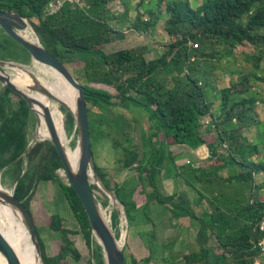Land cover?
Segmentation results:
<instances>
[{
  "label": "trees",
  "instance_id": "16d2710c",
  "mask_svg": "<svg viewBox=\"0 0 264 264\" xmlns=\"http://www.w3.org/2000/svg\"><path fill=\"white\" fill-rule=\"evenodd\" d=\"M50 1L0 0V9L15 11L28 18L42 44L63 62L68 64L74 60H81L84 65L74 69V74L85 87L91 129L92 123L93 130L96 124L106 123L102 114L98 113L104 105L121 106L126 110L132 106H140L149 113V118L154 121L157 132L162 135L163 140L167 141L155 148L152 145L153 135H150L149 139L144 135L142 154L136 148L117 146L121 152L116 161V170L134 166L140 183L145 187L144 191L150 188L160 193V161H163L165 157L163 148L168 147L170 141L173 144L188 145L192 150L206 145L209 148L207 159L212 162L219 155V144L226 143L228 148H232L235 144L234 150L238 156L233 154L232 148L229 152L230 159L251 167L252 174L264 168L263 164L249 162L248 159L253 152L258 151L257 144H241V139L244 138L241 130L250 124L257 123L253 116L257 114L254 105L257 100L250 95L230 101L233 89H235L234 95H242L246 92L251 76L245 75L240 83L221 90L223 112L216 114L213 112L214 102L208 92L211 82H202L188 71L191 59L206 56L207 48L215 43L226 42L232 47L245 41L254 44L264 43V33L258 32L264 29V0H203L196 7L189 0H156V6L144 12L148 15L147 18L141 17L143 13L138 10L144 0H140L136 5L137 17H125L128 8L124 7L123 17H112L117 19L118 23L129 21V27L143 33L148 32L150 26L161 21L163 28L172 37L168 50L160 57L151 60H146L141 52H137L138 49L132 47L110 53L103 49L104 44L124 36L121 26L118 25L120 28H117L109 20L111 17H107L109 12L107 5L113 0H81V5L67 0L57 13L49 15L46 14L45 7ZM122 1L126 2V0ZM261 50L263 53V48ZM0 58L31 63L29 52L1 27ZM255 59V65L258 66L262 55L255 56ZM163 71L176 72L167 79L166 75L162 76ZM96 84H102L104 87ZM113 89L116 93L112 91ZM11 94L18 97L17 101L16 99L14 101ZM89 104L93 105V109ZM61 108L66 115V131L69 135H73L74 143H76L77 129L74 116L64 107ZM234 110L238 112L234 113ZM33 115L34 113L21 95L9 87H0V169L14 180L15 196L26 204L34 217L44 262L45 264H68L69 253L76 251L69 237V234L74 231L65 226L63 216L53 213L50 216L48 228L61 237L62 243L59 245L57 254L49 255L32 210L31 202L41 183L56 179L81 226L87 244L92 248V258L88 264H105L102 247L92 233L81 199L73 186L66 183L57 172L64 166L56 147L50 140L30 144L29 127ZM206 115H212L213 118L210 121L211 124L204 128L205 124L202 120ZM236 116L241 120L239 126L233 122ZM111 134V132L108 133L110 136ZM91 135L93 137L92 130ZM244 139L247 140V138ZM167 152L169 159H173V153L170 150ZM224 158L226 160L227 156ZM95 165L101 182L108 189L114 190L120 202L125 205L128 219L132 217L134 220L135 212L139 207L136 202L125 200V195L129 192L119 183L112 184L109 175L97 163ZM63 170L65 169H61L62 173H64ZM205 173L209 174L208 171ZM94 186L92 184L93 189ZM158 193L156 198L159 202L170 201L174 204V209L178 208L173 197L166 198ZM101 201L102 205H107V200L101 199ZM246 209L247 213L254 216L253 225L250 228L245 225L242 234L239 230L231 231L230 228L238 217L228 220L226 227L230 232L222 234L219 225L221 224L220 227L224 228L223 223L217 219L215 225L214 221H211V226L218 230L220 248L224 251L217 255L216 261L210 264H236L233 261L236 257L244 258L243 264H251L259 255L256 243L260 233L258 231L256 233L254 227L257 228L260 218L264 215V201H259L257 206L256 203L250 204ZM231 212L233 215L234 212ZM213 213L224 214L225 212L216 207ZM118 225L119 216L117 211H114L112 226L119 237ZM244 251L246 252L243 253ZM227 252H232V256L229 257ZM17 253L25 259L23 251H17ZM125 258L126 263L130 264L128 258L126 256ZM198 258L201 260L202 255L194 253L187 256L188 262L197 261ZM131 262L148 264L150 260L142 258L139 261L132 258Z\"/></svg>",
  "mask_w": 264,
  "mask_h": 264
},
{
  "label": "rangeland",
  "instance_id": "374dc122",
  "mask_svg": "<svg viewBox=\"0 0 264 264\" xmlns=\"http://www.w3.org/2000/svg\"><path fill=\"white\" fill-rule=\"evenodd\" d=\"M189 1L193 6L196 7L200 5L203 0ZM139 2L140 0H126V2L122 0H113L108 3L107 8L109 9V12L107 13V17H111L109 20L117 28L121 26L124 36L121 39H116L115 41L104 44L103 49L106 52L110 53L120 49L132 47L138 49L137 52H141L145 56L146 60H151L153 58L160 57L165 51L168 50V46L172 41V37L167 32V30L163 28L161 21H159V23L156 25L150 26L148 32L142 33L137 32L133 28L129 27V21H125V23L120 24L118 23L117 19L112 18L118 16L123 17L122 15L125 14L124 7L128 8V13L125 14V17H137L139 10L140 13H143V15L140 16L147 18L148 15L144 14V12L146 9H150L152 6H156V0H144L143 5L137 10L136 5ZM29 27L33 29L31 23ZM258 32L264 33V29L258 30ZM262 48L264 50L263 42L254 44L252 42L245 41L242 44H237L235 47H232L226 42L215 43L213 46L207 48L208 54H206V56H197L191 59L189 62L190 65L188 71L194 76L198 77L202 82H211V86L208 87V92L209 97L214 102L213 112L216 114H221L223 112L221 110V105L223 102L221 90L231 88V86L234 84L240 83L245 75L251 76L248 82L249 88L246 90V92L242 95H234L233 93H235V89H233L231 91L230 101L233 102L235 100L241 99L242 97H248L250 95H253L257 100L254 103L257 114L253 115L257 123L250 124L241 130L243 137L247 138V140L242 138L241 144H257L258 151L253 152L251 156L248 157V159L249 162L254 161L264 165V52L262 53ZM258 55H262V59L259 62V65L256 66L255 56ZM64 63L74 76V69L84 65L81 63V60H74L68 64L66 62ZM25 64L28 65L26 67H28L30 71L34 72L33 61H31V63ZM6 70L9 71V68H6ZM175 72L176 71L173 73H166L163 71L162 76L166 75L168 77L167 79H170L172 74ZM36 74L38 75V71H36ZM96 85L99 87H104L102 84ZM0 87H3V84H1ZM112 91L115 92L114 89ZM11 95L13 96L14 101L15 99L17 101L18 97L14 94ZM46 100H49L47 95ZM89 105L93 109V105ZM96 111L98 110L96 109ZM126 111L127 110L121 106L104 105L98 113L102 114V117H104L106 121L105 125L96 124L95 129L93 130L92 123L91 130L93 132V155L95 163H97L98 166H100L102 162H105V160L106 162L104 166H108L110 163L114 162V160L117 158L116 155L119 150V148H116L117 146L124 145L125 147L136 148L141 151L143 149V135L148 136V139L150 135H153L152 145L155 148H158L163 142L167 143L166 140L162 139V135L157 132L154 121L149 118V113L143 108L140 106H132L127 112ZM237 112L238 110H234V113ZM61 115L63 117L66 116L62 108ZM212 118V115H206L203 118L202 122L205 124L204 128L211 124L210 121ZM233 122L239 126L241 120L238 116H236L233 118ZM38 125L39 118L36 115H33L29 127V141L31 145L37 140ZM109 132L112 134L109 139H106L107 133ZM64 135L66 136L65 138L67 145L72 149L77 148V141L74 143L73 135H69L67 131L64 132ZM113 137L115 138L114 140ZM115 141L116 143H114ZM170 143H168V147L165 146V148H163L165 157L163 161H160V166L162 163L163 165L164 163L169 164V168L165 167L168 174L171 172L173 167L176 170L178 167L176 161L177 159L181 160L182 158L177 157L178 154L175 150V144L173 145V142L171 141ZM232 148L233 154L238 156V153L234 150L235 144L232 145ZM232 148H228L226 143L219 144L218 157L213 162H211V167L206 166V168L209 170V174L206 175L205 170L201 171L200 176L202 177V181H195L194 185L198 188V190L201 191L203 190V182L207 185H210L211 189L216 194L213 198V200L215 199L216 201H212V206L214 205L225 211L228 209L233 212H237L235 213L236 215L242 216L245 214V211L247 210L246 208H248V206L251 204V200L256 201L258 199V194L260 195L264 193V168L252 174L250 172L251 167L241 164L239 161L235 162L233 159L229 158V152H231L230 149ZM198 149L199 150L195 153H199L201 157H207L209 155V150L205 147V145L200 146ZM168 150L173 153V159H169L167 152ZM154 154L156 155V152ZM224 156H227L226 160ZM61 169L64 168H59L57 170L58 174L66 183L69 184L65 171L63 170L64 173H62ZM96 174L97 173H94V192L101 202V206L106 217L109 219L111 215L110 223L112 225V213L117 211L119 216V236L123 235L124 230L126 231V236L124 239V252L126 257L128 258L130 264H133L131 262L132 258L137 257L136 259L141 261L142 257L140 256L145 252V247L143 245H139L137 247V254V252L132 249L133 244L130 245L129 242L135 232V226L140 224L142 220L144 222V220H147V218L150 217L152 221H157L156 225H158L159 220H162L161 213L157 212V209L161 207L160 203L156 200L154 203L151 202L149 205L147 204L143 208H137L135 212V220H133L132 217L128 219L125 205H123L119 198L115 196L114 190H109L105 187ZM111 181L112 184L115 182L113 179ZM0 182L4 188L8 189L9 191H14V180L9 175H6L4 170L1 169ZM124 188L127 192H129V188L131 187L129 184H126ZM159 190L160 193L153 189L148 191L145 190L147 197L152 196L151 198H148L149 201H151L153 197H157V193L163 196L161 189ZM131 194L132 192L126 193V201H131ZM143 194V191L140 192L139 195L141 196L139 197L143 198ZM101 199L107 200V205H102ZM136 199L138 198L136 197L135 200ZM31 203L36 222L41 229V235L46 244L47 253L49 255L57 254L59 252V245L62 243L61 237L48 228L51 214L59 213L64 218L65 226L74 231V233L69 234V237L73 242L76 251H71L69 253L67 263L88 264L92 258V248L87 244L85 235L81 230V226L73 214V211L58 181L54 179L46 183H41V186ZM128 208H130L129 205ZM130 212L133 214L131 210ZM220 225L219 230L222 229ZM9 241L12 243L16 251H23L21 245L15 239L9 237ZM134 252L136 257L132 255ZM158 263H160V261L152 264ZM193 263L196 264L197 261L189 262V264ZM184 264L188 263L184 262Z\"/></svg>",
  "mask_w": 264,
  "mask_h": 264
},
{
  "label": "crops",
  "instance_id": "0c3cea01",
  "mask_svg": "<svg viewBox=\"0 0 264 264\" xmlns=\"http://www.w3.org/2000/svg\"><path fill=\"white\" fill-rule=\"evenodd\" d=\"M106 137V139H109L110 135L107 133ZM143 143L144 135L142 136V146L144 147ZM175 147L178 154L177 157L182 158L181 160L177 159L176 164L178 167L176 170L173 167L175 171L172 169L169 174L165 169V167L169 168V164L164 163L163 165L162 163L159 186L163 197H173L174 202L178 204L177 209H174V204L170 203V201L162 203L156 197H153L149 201L144 191L145 187L140 183L137 169L134 166L124 170H116V161L121 151L118 150L117 158L108 165L109 167L104 166L106 160L101 163L100 167L116 183L123 185V187L126 184L130 185L129 192H132L131 200L136 202L139 208H143L147 203L148 205L151 202L154 203L156 200L160 203L161 207L157 209V212L161 213L162 220H159L158 225H156L157 221H152L150 217L144 220V222L142 220L140 224L135 226V232L129 242L130 245L133 244L132 249L137 254V247L139 245L145 247V252L140 257L148 258L150 260L148 264L159 261L160 263L158 264H184V262L189 264L187 256L197 253L202 255V258L201 260L198 258L196 264H210L216 261L217 255H220L224 251L223 248H220L217 236L218 230L216 227L211 226V221H214L215 225V220L217 219L221 221L220 223H223L224 228L220 232L222 234L230 232L229 228L226 227L228 220L231 221L234 217H238L239 219L237 218L235 224L230 226V228L231 231L239 230L242 234L245 225H248L249 228L253 225L252 220L254 216L246 211L242 215L243 217L236 215L235 212L232 215L231 210L228 209L227 211L223 210L224 214H214L213 211L216 206H212V201L215 200H213L216 195L215 192H213L210 185L204 182L202 183L203 192L198 190L194 185L195 181H202V177L200 176L201 171L198 170L203 169L209 173L206 166L211 167L212 161H209L207 157H201L199 153L196 154L195 152L199 150L198 148L192 150L187 145L181 143H176ZM205 147L208 148L206 145ZM142 152L143 149L140 153L142 154ZM146 190L148 191L150 188ZM142 191L144 192L143 198H140L139 196L141 195L139 193ZM134 197L138 199L135 200ZM257 197L256 201L251 200V204L256 203L257 206L259 201H264V193L258 194ZM256 229L254 227V231L257 233ZM229 248L231 249V247ZM135 252L132 254L134 257H136ZM227 255L229 257L232 256V252H227ZM233 261L236 264H243L244 258L236 257L233 258Z\"/></svg>",
  "mask_w": 264,
  "mask_h": 264
},
{
  "label": "water",
  "instance_id": "95a60500",
  "mask_svg": "<svg viewBox=\"0 0 264 264\" xmlns=\"http://www.w3.org/2000/svg\"><path fill=\"white\" fill-rule=\"evenodd\" d=\"M29 22L28 18L22 16L18 12L0 9V27L12 39L21 44L29 52L31 61L35 60L53 67L75 89V109L70 108L65 102L50 92V90L40 81L35 72L30 71L29 68L26 67L28 65L25 63L0 58V83L21 95L28 103L31 111L38 118L39 114L36 108L42 109L43 118L49 131V136L45 140H50L57 149L69 184L73 186L77 195L81 199L90 221L92 233L102 247L105 264H127L124 252L125 242L122 240V235L119 237L116 235V232L110 223L111 215L109 219L106 217L102 209L101 202L92 188L95 178L94 173H96V165L93 155L90 115L88 111L85 87L77 79V77L73 75L66 64L42 44L36 32L37 40L29 39L24 35L23 31L30 25L31 22ZM8 64H19L23 66L25 71L32 78L31 83H27L25 87L18 86L12 80L10 72L6 70V68H9ZM34 92L44 93L55 101L60 102L61 107L70 111L74 116L75 127L77 129L76 149H78V157L75 167H72L70 164L66 147L60 138L58 127L50 106L37 98L34 95ZM63 126L64 132H66L65 117ZM27 151L28 148L26 152ZM96 175L99 178L98 174ZM15 186L16 184L14 185V189ZM115 196H117L116 193ZM0 204H8L19 212L28 231L29 237L38 253V257L41 262L45 264L40 243V236L30 209L22 200L15 196L14 191H9L4 188L1 182ZM0 254L5 258L6 264H22L16 249L1 229Z\"/></svg>",
  "mask_w": 264,
  "mask_h": 264
},
{
  "label": "bare ground",
  "instance_id": "6f19581e",
  "mask_svg": "<svg viewBox=\"0 0 264 264\" xmlns=\"http://www.w3.org/2000/svg\"><path fill=\"white\" fill-rule=\"evenodd\" d=\"M24 35L29 39L37 40L36 33L31 27H27L23 31ZM9 72L12 80L20 87H25L27 83H31L32 78L25 71L24 67L19 64H8ZM33 68L36 74L38 71V77L40 81L59 99L65 102L70 108L75 109V89L66 81V79L53 67L33 60ZM34 95L42 100L45 104L49 105L60 138L66 147L67 155L72 167L76 166V160L78 157V149H72L67 145L66 136L64 135V117L61 115L60 102L55 101L49 97L46 100V94L41 92H34ZM39 114V125L37 128V140H45L49 136V131L43 118V112L41 108H36ZM66 134V133H65ZM0 229L9 240V237L15 239L22 247L25 259L20 257L22 264H43L38 257V253L32 243L28 231L22 221L19 212L8 204H0ZM126 231L124 230L122 240L124 241ZM0 264H6L5 258L0 254Z\"/></svg>",
  "mask_w": 264,
  "mask_h": 264
},
{
  "label": "built area",
  "instance_id": "2783aa9c",
  "mask_svg": "<svg viewBox=\"0 0 264 264\" xmlns=\"http://www.w3.org/2000/svg\"><path fill=\"white\" fill-rule=\"evenodd\" d=\"M67 0H51L45 7L46 14L57 13ZM74 3L81 4V0H69ZM257 231L260 233V238L257 241V248L259 249V256L252 264H264V215L260 218L257 224Z\"/></svg>",
  "mask_w": 264,
  "mask_h": 264
}]
</instances>
